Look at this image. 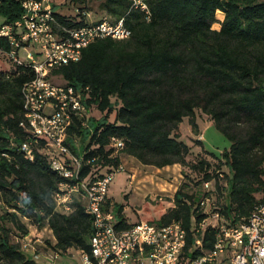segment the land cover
I'll use <instances>...</instances> for the list:
<instances>
[{
  "label": "trees",
  "instance_id": "16d2710c",
  "mask_svg": "<svg viewBox=\"0 0 264 264\" xmlns=\"http://www.w3.org/2000/svg\"><path fill=\"white\" fill-rule=\"evenodd\" d=\"M23 1L0 0L3 23L22 17ZM65 2L75 14L57 8L60 26L79 27L90 21L78 11L91 10L88 0ZM150 3L149 20L143 12L131 10V0H103L104 13L126 16L132 35L97 39L84 48L79 61L57 67L53 74L82 89L89 109L104 114L92 119L91 129L76 117L69 130L67 143L86 158L82 177H102L105 167L114 171L123 162V153L159 168L180 163L187 169L188 179L176 192L173 206L154 220L183 222L188 231L182 255L186 264L214 247L217 226L197 231L211 213L219 212L221 221L233 225L248 219L264 201L258 197L264 191V0ZM219 11L225 15L221 22ZM216 22L220 29L213 28ZM10 49L9 39L0 37V50L13 63L11 70H0V201L6 206L0 214V262L39 264L13 240L10 223L23 236L29 228L22 217L40 225L48 219L57 238L52 246L65 255L73 249L90 250L92 218L81 199L70 213L57 209L55 194L63 177L40 151L45 140L36 145L33 160L20 148L28 137L20 125L23 88L35 72L28 64L17 65ZM197 109L231 141L223 152L230 170L227 185L221 164L205 157L192 161V148L181 139L186 117L201 133ZM113 138L126 143L118 153ZM213 180L215 189L208 191L204 182ZM221 191L226 195L222 208ZM205 197L210 198V211L201 205ZM115 207L119 226H132L124 205Z\"/></svg>",
  "mask_w": 264,
  "mask_h": 264
},
{
  "label": "built area",
  "instance_id": "2783aa9c",
  "mask_svg": "<svg viewBox=\"0 0 264 264\" xmlns=\"http://www.w3.org/2000/svg\"><path fill=\"white\" fill-rule=\"evenodd\" d=\"M131 1V10L143 12L149 20L152 18L151 0ZM22 5L20 19L0 25V37L8 38L11 43L9 56L17 65L28 64L35 72V77L23 88L20 125L28 137L20 148L33 160L36 145L45 140L40 151L63 177L55 194L57 206L70 213L76 199L84 201L92 218V233L90 250L82 251L83 264H182L188 237L183 222L142 219L121 228L110 186L116 173L125 169V163L97 179L82 177L85 155L75 152L67 143L76 117L84 128H92V109L86 104L82 89L68 82H56L53 72L57 67L79 61L84 48L97 39L130 37L132 29L127 25L126 16L114 18L103 13L96 18L91 10L78 9L90 21L79 27H67L57 21L55 0H24ZM30 47H35L37 54L29 51V59L25 60L21 50ZM113 141L116 153L126 145L118 138ZM220 175L225 176L222 172ZM204 186L208 191L213 190L215 181H206ZM201 205L210 211V198H203ZM210 218L218 227L213 249L186 264H264V201L248 219L233 225L221 221L219 212L211 213ZM207 222L208 219L202 222L197 231L202 232L210 224ZM17 239L24 252L39 264H56L60 258L61 253L49 247L42 236L28 232ZM197 243L202 245V239Z\"/></svg>",
  "mask_w": 264,
  "mask_h": 264
},
{
  "label": "rangeland",
  "instance_id": "374dc122",
  "mask_svg": "<svg viewBox=\"0 0 264 264\" xmlns=\"http://www.w3.org/2000/svg\"><path fill=\"white\" fill-rule=\"evenodd\" d=\"M65 1L55 0L58 10L64 14L74 15L75 10L68 6ZM88 2L94 17L105 12L101 7L103 0H88ZM218 19L221 22L224 18L221 19L218 17ZM5 21L6 17L0 15V25ZM214 26L213 28L220 29L221 24L216 22ZM29 51L37 54L35 47L23 48L21 50L23 59H29ZM12 64L7 54L0 50V70L9 71L12 69ZM54 80L60 83L66 82L62 76L57 75H54ZM197 114L201 133L198 134L194 130L190 117H186L181 124V139L191 146L192 152L190 159L192 161H197L200 157H205L214 165L221 164V171L227 173V176L222 181L227 185L230 170L224 162L223 152L225 149L230 148L231 141L216 126L207 113H204L201 109H197ZM103 115L99 109L93 108L90 115L91 121L92 119H100ZM122 161L125 163V169L119 170L111 183V199L117 204L124 205V214L130 223H135L142 219L158 220L173 206L176 192L188 179L186 176L187 169L180 163L177 166L159 168L155 165L144 164L135 156L127 153H123ZM101 171L107 173V167L101 169ZM258 197H264V191L259 193ZM225 200L226 195L221 191V208ZM5 209V204L0 201V214ZM57 209L62 211L58 206ZM22 220L28 226L29 232L44 237L49 247L53 243H56L57 238H55V233L48 219L42 225L36 224L26 217H22ZM207 223H210L208 225H212L216 221L214 219H208ZM10 226L13 229L11 230L13 234L12 238L17 242L19 230L13 228L11 223ZM48 264L53 263L48 262ZM56 264H83L82 251L73 249L65 255L61 254Z\"/></svg>",
  "mask_w": 264,
  "mask_h": 264
},
{
  "label": "bare ground",
  "instance_id": "6f19581e",
  "mask_svg": "<svg viewBox=\"0 0 264 264\" xmlns=\"http://www.w3.org/2000/svg\"><path fill=\"white\" fill-rule=\"evenodd\" d=\"M218 17H220L221 19L225 18V15L223 14V12H218Z\"/></svg>",
  "mask_w": 264,
  "mask_h": 264
},
{
  "label": "crops",
  "instance_id": "0c3cea01",
  "mask_svg": "<svg viewBox=\"0 0 264 264\" xmlns=\"http://www.w3.org/2000/svg\"><path fill=\"white\" fill-rule=\"evenodd\" d=\"M179 163H176V164H173V165H168V166H166V167H172V166H177ZM127 218V217H126ZM128 220V219H127ZM55 238H56V236H55Z\"/></svg>",
  "mask_w": 264,
  "mask_h": 264
}]
</instances>
